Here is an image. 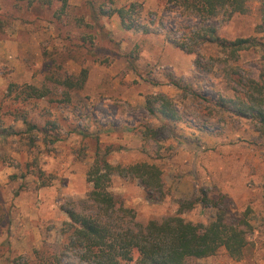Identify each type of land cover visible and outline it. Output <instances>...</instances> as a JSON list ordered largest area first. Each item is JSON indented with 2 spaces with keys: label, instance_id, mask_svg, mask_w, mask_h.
Listing matches in <instances>:
<instances>
[{
  "label": "rangeland",
  "instance_id": "rangeland-1",
  "mask_svg": "<svg viewBox=\"0 0 264 264\" xmlns=\"http://www.w3.org/2000/svg\"><path fill=\"white\" fill-rule=\"evenodd\" d=\"M166 2L68 0L62 13L57 2L35 9L0 0V264H49L53 257L79 264L76 251H63V209L89 211L87 171L97 148L108 147L106 159L117 167L109 190L137 222L180 214L206 224L219 209L227 222L244 218L252 226L245 255L234 261L221 248L199 262L264 264V134L251 118L228 110L232 104L218 106L243 98L245 89L209 60L216 50L187 54L166 40L196 24ZM129 3L141 5V23L158 34L123 30L117 15H107ZM261 20L260 2L251 1L245 14L218 20V35L264 43L256 29ZM260 55L240 53L241 78L256 77ZM82 70L81 88L60 84L77 81ZM29 86L47 96L29 97ZM156 94L171 99L176 122L148 114L146 98ZM27 123L38 130L29 132ZM139 162L158 169L160 189L147 192L119 172Z\"/></svg>",
  "mask_w": 264,
  "mask_h": 264
},
{
  "label": "trees",
  "instance_id": "trees-1",
  "mask_svg": "<svg viewBox=\"0 0 264 264\" xmlns=\"http://www.w3.org/2000/svg\"><path fill=\"white\" fill-rule=\"evenodd\" d=\"M16 1L26 2L35 9L48 8L57 2L62 13L68 5V0ZM251 1L256 0H167L168 8L174 9L182 19L194 20L196 24L180 28L182 35L179 39L167 36L166 40L187 54L206 47L216 50L217 56L209 57V60L218 62L219 72L233 80L236 86L245 89L243 98L222 100L218 106L228 109L229 104H232L233 109L228 110L237 117L248 116L254 121L256 130L264 134V43L254 38L229 41L218 35V20L229 21L234 15L245 14L247 4ZM258 1L262 20L256 29L264 35V0ZM114 14L118 16L123 30L142 34L159 32L152 31L149 23H141L143 9L140 4L129 3L113 7L107 12V15ZM250 49L261 51L256 77L243 79L235 63L241 52ZM195 64L203 71H208L198 59ZM85 79L86 70H82L77 81L63 80L60 84L68 88H81ZM171 82L180 87L174 80ZM28 88L29 97L39 99L47 96L46 89ZM145 108L148 114L157 112L171 123L179 117L173 102L164 94L149 95ZM27 129L29 132L38 130L35 125L28 123ZM99 151L97 148L87 171V181L92 186L88 194L91 208L85 212L63 209L68 217L61 231L65 237L63 251H76L79 264H206L199 261L215 256L221 248L230 259H243L252 226L244 218L235 223L227 222L219 209L215 219L206 224L185 221L180 214L159 220L150 219L145 224L137 222L136 212L125 207L123 201L109 190L112 175L117 170L106 159L110 147L104 152ZM119 172L136 178L147 192L162 187L160 172L147 162L129 165ZM220 199L223 201L224 197ZM201 202L216 205L206 197ZM48 263L61 264V261L53 257L52 262Z\"/></svg>",
  "mask_w": 264,
  "mask_h": 264
},
{
  "label": "crops",
  "instance_id": "crops-1",
  "mask_svg": "<svg viewBox=\"0 0 264 264\" xmlns=\"http://www.w3.org/2000/svg\"><path fill=\"white\" fill-rule=\"evenodd\" d=\"M3 246H4V244H1V243H0V247H2V248H3ZM0 256H2V254H1V253H0Z\"/></svg>",
  "mask_w": 264,
  "mask_h": 264
}]
</instances>
